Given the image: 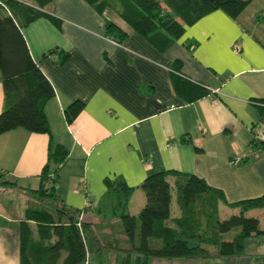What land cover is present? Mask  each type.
I'll use <instances>...</instances> for the list:
<instances>
[{
  "label": "crops",
  "instance_id": "obj_1",
  "mask_svg": "<svg viewBox=\"0 0 264 264\" xmlns=\"http://www.w3.org/2000/svg\"><path fill=\"white\" fill-rule=\"evenodd\" d=\"M253 2L236 19L219 9L207 13L164 52L114 7L99 13L85 0L53 2L60 28L40 18L22 29L32 60L54 91L45 106L52 144L67 150L54 177L58 204L82 210L89 200L85 216L105 223L92 211L113 205L108 179L134 189L127 211L136 215L146 203L143 180L168 170L203 179L227 203L264 194V148L251 150L262 118L254 101H264V10L250 8ZM106 22L126 33L122 43L105 36ZM55 48L69 59L47 58ZM175 62L205 96L187 102L177 94L170 70ZM74 101L84 107L68 123L64 110ZM7 102L0 73V113ZM48 153L45 134L22 128L0 134V187L12 184L23 195H36ZM19 205L8 211L0 203V264H19L18 225L32 207L25 198ZM221 212L230 210L222 206ZM200 260L264 264V251Z\"/></svg>",
  "mask_w": 264,
  "mask_h": 264
},
{
  "label": "trees",
  "instance_id": "obj_2",
  "mask_svg": "<svg viewBox=\"0 0 264 264\" xmlns=\"http://www.w3.org/2000/svg\"><path fill=\"white\" fill-rule=\"evenodd\" d=\"M54 1L0 0V73L8 101L0 113V134L22 128L49 137L47 162L40 174V187L34 192L44 204L27 208L19 222V264H148L150 259L244 256L247 240L264 236V215L263 227L257 216L250 215L254 210L264 211V194L227 203L223 193L208 186L203 179L168 170L150 174L143 180L139 189L146 203L136 215L127 211L134 189L120 181L106 179L108 194L118 195L116 205H112L116 222L107 219L105 223L94 222L87 218L85 213L92 209L90 203L82 210L58 204L54 177L67 150L52 144L45 106L54 91L32 60L22 35V29L40 18H46L60 28L61 21L51 9ZM85 1L99 13L105 6L114 7L120 17L159 52H164L183 34L185 27L207 13L219 9L236 19L251 2ZM105 36L116 44L127 37L112 22L105 23ZM45 56L61 63L69 59L68 53L57 48ZM180 66V62H175L170 69L177 94L187 102L205 96L206 91L190 84L189 79L179 73ZM254 103L263 116L264 101ZM83 107L82 101L72 102L64 110L66 121L71 123ZM260 146L264 148V142L252 141L251 150ZM222 206L230 213L221 212ZM95 211L98 215L102 213L100 209ZM107 249L113 250L112 258L107 262L100 261V255Z\"/></svg>",
  "mask_w": 264,
  "mask_h": 264
},
{
  "label": "rangeland",
  "instance_id": "obj_3",
  "mask_svg": "<svg viewBox=\"0 0 264 264\" xmlns=\"http://www.w3.org/2000/svg\"><path fill=\"white\" fill-rule=\"evenodd\" d=\"M250 8L264 10V0H254ZM0 190H1L0 191V197H1L0 203L8 211H15L16 209H19L20 199H24V198L31 202L32 207L33 206L40 207L42 206V204H44L42 203L41 200H39L37 195H33L30 193H26V195H23L20 190H14L11 185H8V186L1 185ZM109 200L110 202L114 203L113 206H115L118 200V195L110 194ZM101 210H102V213L100 214L101 218L106 217L108 221H112V222L117 221L115 214H114V210L112 209V204L111 206L109 205V207L107 206V208L102 207ZM226 213H229V212H226ZM263 213L264 211L261 209L254 210L250 213V215H255L261 220L260 221L261 227H263V223H262ZM94 214L98 215L97 211H95ZM115 228L117 227H114V229ZM251 239L252 240L247 241V245H246L247 252H250V253L253 252V254L255 253L257 254L260 251H264V241H260L259 238H251ZM112 254H113V250L111 249L104 250L102 255H100L99 259L100 261L107 262L108 259L112 258ZM95 258L97 259L98 257H95ZM93 262H94V259H93ZM95 262H98V261L96 260ZM213 263H216V262H214L213 260H204V262H202L201 260L199 261V259L197 258H184V259H172V260L150 259V262H149V264H213Z\"/></svg>",
  "mask_w": 264,
  "mask_h": 264
},
{
  "label": "built area",
  "instance_id": "obj_4",
  "mask_svg": "<svg viewBox=\"0 0 264 264\" xmlns=\"http://www.w3.org/2000/svg\"><path fill=\"white\" fill-rule=\"evenodd\" d=\"M113 42V41H112ZM264 115L261 118V121L257 124L255 130H254V136L253 141H256L257 143L264 142ZM240 158H237L236 160L232 161L233 164H238L240 162ZM86 206L89 205V200H86Z\"/></svg>",
  "mask_w": 264,
  "mask_h": 264
}]
</instances>
